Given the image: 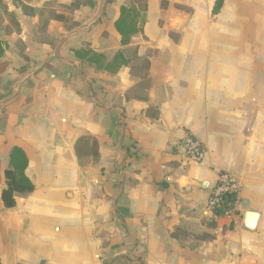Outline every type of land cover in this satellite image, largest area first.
Listing matches in <instances>:
<instances>
[{"label": "crops", "instance_id": "0c3cea01", "mask_svg": "<svg viewBox=\"0 0 264 264\" xmlns=\"http://www.w3.org/2000/svg\"><path fill=\"white\" fill-rule=\"evenodd\" d=\"M15 1L19 30L0 25V101L17 89L0 104V264H264V0H223L218 13L217 0H105L99 22L19 86L71 31L56 19L70 9L52 6L77 0ZM122 6L139 12L127 45ZM99 9L86 0L76 28ZM83 47L127 64L98 69L75 56ZM27 58L38 62L22 73ZM187 133L202 162L178 147ZM83 136L98 156L76 153ZM14 146L35 188L8 208ZM223 170L241 183L231 215L207 205Z\"/></svg>", "mask_w": 264, "mask_h": 264}, {"label": "trees", "instance_id": "16d2710c", "mask_svg": "<svg viewBox=\"0 0 264 264\" xmlns=\"http://www.w3.org/2000/svg\"><path fill=\"white\" fill-rule=\"evenodd\" d=\"M85 3L86 0H77L73 5H76L78 9L80 5H84ZM222 4L223 0H217L213 12L218 13ZM138 16L139 12L136 9L133 10L127 6H122L120 17L115 22L116 29L121 35V45L129 44L131 36L139 30L137 26ZM56 19L64 23L67 21L64 14H57ZM78 25L79 23L67 28V30H72ZM3 53L4 48L0 42V55H3ZM74 53L78 59L95 65L98 69H106L109 71H117L122 65L127 64L128 61L126 60L124 51H118L110 61H107L105 54L96 52L89 47L76 49ZM26 69V67L21 68V72ZM76 153L78 155L93 154L95 157L98 156L97 142L90 136H83L76 145ZM28 163V156L23 148L14 146L10 153L9 167L4 172L6 185L2 191L3 204L8 208L16 205V193H30L35 188L34 183L26 174ZM232 202L233 199H229L223 207L216 210V213L222 215L225 211L230 210L232 208Z\"/></svg>", "mask_w": 264, "mask_h": 264}, {"label": "built area", "instance_id": "2783aa9c", "mask_svg": "<svg viewBox=\"0 0 264 264\" xmlns=\"http://www.w3.org/2000/svg\"><path fill=\"white\" fill-rule=\"evenodd\" d=\"M178 147L188 160L202 162L206 157L207 150L205 145L192 133H187L178 142ZM240 190L241 183L235 175L228 171H220L207 203L208 208L215 211L223 207L226 200L235 197ZM224 214L231 215V210L225 211Z\"/></svg>", "mask_w": 264, "mask_h": 264}, {"label": "water", "instance_id": "95a60500", "mask_svg": "<svg viewBox=\"0 0 264 264\" xmlns=\"http://www.w3.org/2000/svg\"><path fill=\"white\" fill-rule=\"evenodd\" d=\"M105 8H106V1L105 0H100V9H99V12L97 14V16H95V18H93L91 21H89L88 23L78 27V28H75L71 31H69L68 33H66L64 36H62L59 40V42L57 43V46H56V50L53 54H51L50 56H48L47 58H45L44 60H42L41 62H39L37 65H35L34 67L26 70L22 77L19 79V82H18V85L19 86L23 80L32 72H35L36 70L40 69L43 65L46 64V62L50 59H53L55 57H57L59 55V52L61 50V47L63 45V43L67 40V38L73 36V35H76V34H79L81 32H84L86 31L87 29H89L90 27H92L93 25H95L97 22H99V20L102 18L103 14H104V11H105ZM17 94V89H15L13 91V93L9 96H7L6 98L2 99L0 101V104H3L5 103L6 101L10 100L11 98H13L15 95ZM257 219H258V214L255 213V212H250L246 215V221H245V224L246 226L249 228V229H254L255 226H256V223H257Z\"/></svg>", "mask_w": 264, "mask_h": 264}, {"label": "rangeland", "instance_id": "374dc122", "mask_svg": "<svg viewBox=\"0 0 264 264\" xmlns=\"http://www.w3.org/2000/svg\"><path fill=\"white\" fill-rule=\"evenodd\" d=\"M14 4L16 5V7H19V5L17 6V3H16L15 0H2V1H0V25L4 26L5 24H8V27H10L12 29L15 28V29L19 30V23H18L15 15L13 13V11H11L10 7H9V5L13 6ZM53 7L55 8V10L59 9V10L67 11L66 10L67 8L70 9V11H69L70 13H69V15H67L68 18H66L67 19V21L65 23V27L66 28L72 27L75 24H77V22L81 21V18H80L81 14L79 13V11L76 8V6L71 5L69 7V6H64V4L55 3L52 6V8ZM56 41H55V43H56ZM55 43L53 42V45H55ZM37 62L38 61H36L35 59H33L32 61L29 62V59H28V63H27L28 65H25L24 67H26L28 69L29 67L34 66Z\"/></svg>", "mask_w": 264, "mask_h": 264}]
</instances>
